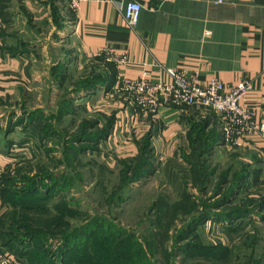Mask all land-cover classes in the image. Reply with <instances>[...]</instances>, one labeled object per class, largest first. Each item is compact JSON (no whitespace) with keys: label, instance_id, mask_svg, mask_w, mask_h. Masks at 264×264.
Here are the masks:
<instances>
[{"label":"crops","instance_id":"obj_1","mask_svg":"<svg viewBox=\"0 0 264 264\" xmlns=\"http://www.w3.org/2000/svg\"><path fill=\"white\" fill-rule=\"evenodd\" d=\"M126 1L81 0L73 9L69 0H0V121L5 119L0 124V183L30 147L39 114L29 111L43 108V89L64 85L71 73L74 83L95 72L108 78L98 64L102 61L114 68L111 85L79 95L96 98L98 115L113 117L104 141L107 146L112 138L113 156H136L148 142L152 164L144 181L164 167L166 175L179 180L189 167L181 154L195 147L190 140L198 130L211 145L196 144L197 150L230 151L236 165L250 174L257 171L264 181V142L258 135L226 144L219 121L207 110L163 105L146 111L132 95L118 91L125 79L168 82V68H184L200 83L217 78L229 88L250 80L253 89L243 105L264 122V0H136L142 11L133 28L123 19ZM33 98L36 103L29 102ZM110 159L101 167L116 165ZM180 185L183 194L182 180ZM6 216L0 191V223ZM1 253L9 254L11 264H40L34 253L20 256L0 240Z\"/></svg>","mask_w":264,"mask_h":264},{"label":"rangeland","instance_id":"obj_2","mask_svg":"<svg viewBox=\"0 0 264 264\" xmlns=\"http://www.w3.org/2000/svg\"><path fill=\"white\" fill-rule=\"evenodd\" d=\"M102 62L111 80L114 68ZM81 81L71 73L64 85L45 87L43 108L29 111L39 114L38 128L0 183L2 243L34 251L41 264H264L257 171L236 165L230 151H190L181 154L189 167L179 180L164 167L135 181L145 155L111 154L112 138L107 146L101 138L113 117L98 115L96 98L79 95L89 91ZM109 158L116 165L102 168Z\"/></svg>","mask_w":264,"mask_h":264},{"label":"built area","instance_id":"obj_3","mask_svg":"<svg viewBox=\"0 0 264 264\" xmlns=\"http://www.w3.org/2000/svg\"><path fill=\"white\" fill-rule=\"evenodd\" d=\"M77 9L81 0H69ZM217 3H221L218 0ZM126 25H137L142 5L136 0H127L121 7ZM123 62V61H122ZM168 82H151L145 76L139 79H125L118 91L132 95L143 110L155 111L163 105L175 107H196L213 113L219 121L224 142L232 144L237 139L258 135L264 142V122L256 120L254 109L243 102L253 89L250 80H242L234 87H227L217 78L200 83L196 75H190L184 68L165 69ZM0 264H11L8 253L0 254Z\"/></svg>","mask_w":264,"mask_h":264},{"label":"trees","instance_id":"obj_4","mask_svg":"<svg viewBox=\"0 0 264 264\" xmlns=\"http://www.w3.org/2000/svg\"><path fill=\"white\" fill-rule=\"evenodd\" d=\"M112 80H113V75H112L111 80H109L108 78L105 79V77H101V75H93L91 79L88 78L86 80H82L81 82H83V85H84L83 88H86L88 90H95L98 86H107V87H109L111 85V83H112ZM111 122H109L107 124V126H106V132L104 134L105 138H101V139H106V137L108 135L109 126H110ZM196 134L197 135L194 136V139L192 138L190 140V143H195V147L192 148L191 152L193 151V153H195V152H199L200 151V153H202V154H204L206 152L207 153H211L208 149L207 150H197V145L196 144H199V145H202V144L205 145L206 144L204 146V148L210 147L211 144H210V140L207 137L203 136L201 131H199V130L196 131ZM207 139L209 141H206ZM213 140H216V139L214 138ZM144 143L145 144L142 146V148L139 150L138 153L140 155L141 154L145 155V159H144V163H143V165H142V167L140 169V172H139L138 176L134 177L135 181L138 180L139 178H145L151 172L152 156H151L150 152L148 151V147H147L148 142L145 141ZM4 179H2V181ZM0 191H1V196H2V198L4 200V202H5L4 194H5L6 191H5V189H2V188H1ZM3 245H5L11 252H13L15 254H18L20 256H23L25 253H29V254H31L32 252L34 253V251L30 252V251H27V250L26 251H22L24 253H21L19 250L14 249V247L10 246V244L5 243V242H3Z\"/></svg>","mask_w":264,"mask_h":264}]
</instances>
